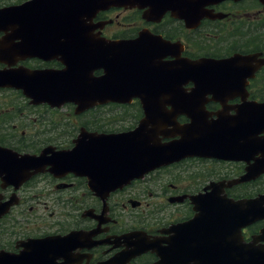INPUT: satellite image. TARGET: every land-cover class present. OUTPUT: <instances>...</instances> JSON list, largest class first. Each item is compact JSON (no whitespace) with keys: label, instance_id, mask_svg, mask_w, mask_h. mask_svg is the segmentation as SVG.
Wrapping results in <instances>:
<instances>
[{"label":"flooded vegetation","instance_id":"obj_1","mask_svg":"<svg viewBox=\"0 0 264 264\" xmlns=\"http://www.w3.org/2000/svg\"><path fill=\"white\" fill-rule=\"evenodd\" d=\"M102 1L0 0V72L8 79L0 88L7 96L0 98V148L7 155L0 169L14 166L8 158L13 153L39 160L25 175L7 176L0 170V253L6 255L0 264H10L8 255L24 257L30 240L50 241L35 251L36 264H154L157 254L140 250L152 242L166 246L172 236L167 230L204 214L218 194L234 200L264 194V171L235 181L264 168L253 166L264 157V133L249 139L242 126L248 112L244 107L264 103V0H166L162 8L157 0L141 7H101ZM153 9L165 13L160 19L146 18ZM89 25L95 26L91 36ZM141 31L173 46L165 57L148 61L151 66L179 59L229 60L230 82L214 85L212 93L198 99L197 106L204 108L196 112L208 123L226 120L219 129L229 132H215L230 135L227 142L219 141L220 150L228 146L232 157L242 159L233 160L227 153L186 158L107 192L99 187L105 177L98 166L89 163L79 175L60 167L58 158L64 156V166H72V151L83 136L87 153L100 135L137 129L146 116L139 93L127 103H97L80 112L73 102L30 98L25 90L55 88L54 77L69 69L73 54H89L85 41L136 39ZM94 75H103V70ZM194 86L182 89L190 92ZM175 103L184 100L165 99L162 113L173 116L169 104ZM24 120L29 127L20 126ZM173 120L175 125L191 121L183 113ZM154 128L170 130L169 137L160 135L162 144L181 138L163 117L156 118ZM227 156L229 160L222 158ZM166 178L164 188L156 186ZM263 228L260 221L244 229L246 242Z\"/></svg>","mask_w":264,"mask_h":264},{"label":"water","instance_id":"obj_2","mask_svg":"<svg viewBox=\"0 0 264 264\" xmlns=\"http://www.w3.org/2000/svg\"><path fill=\"white\" fill-rule=\"evenodd\" d=\"M151 1L154 0H115V2L104 0L101 7L110 5L141 7ZM165 1H155L157 8L166 6ZM203 4L202 2L201 5ZM177 12L181 13L179 10ZM163 13L165 9H153L144 16L146 18L156 16L160 19ZM182 17L188 20L185 15ZM89 30L87 34L91 36L92 28L89 27ZM149 36L146 32H142L136 40L117 42L91 38L90 41L93 44L86 48L89 54L81 57L73 56V64L69 69L65 73L53 76L55 88L29 90L31 97L38 95L48 98L50 96L59 101L64 99L75 101L79 111L91 107L96 101L126 102L139 93L147 114L139 128L126 134L104 135L102 139H98L97 145L87 149V153L79 147L80 149L72 155L71 167L74 171H81L83 166H89V162L83 165V161H85L84 155L90 154L89 157L94 158L90 166H99L100 169L103 167L104 174L114 172L118 174L120 170L121 172L130 171L133 177H139L147 171L185 157L217 156L216 153L220 151L219 141L229 140L228 134L215 133L228 130L219 129L216 124L208 126L209 123L203 118V114L200 116L196 112L203 106H197L198 102L193 105L190 101L205 98L203 95L211 93L214 85L223 86L230 82L231 73L228 62L211 60L185 62L182 72L179 73L177 69H167L163 65L151 66L148 61L160 58L162 54L164 55V50L170 49V46L161 38ZM1 51L0 48V55ZM99 68H103L107 75L95 78L93 71ZM190 82L195 84L190 93L186 91L182 93L179 90L184 95L176 94L177 86L182 87ZM2 85L8 84L5 82V75L0 73V86ZM164 99H181L184 100V104H169L174 114L168 116L161 110ZM155 105V112L151 114L149 110ZM180 113H185L192 120L183 129H175V132L182 135V140L161 145L159 135L169 137L170 134L167 132L170 130H150L149 125H153L155 117L159 116L163 117L166 126H173V119ZM242 126L243 131H248L249 135L254 132H263L264 104L249 107ZM200 143L207 151L205 154L201 150ZM252 147L249 146L248 151H251ZM4 155L3 149L0 148V163H4L7 156ZM8 158L14 166H3L0 169L7 176L25 175L31 168L36 167L39 161L37 157H19L16 154ZM64 160V156L58 158L60 164H63ZM260 166H264V162ZM258 173L260 172L256 169L240 181L250 180L253 174ZM118 176L123 175L118 174ZM260 220H264V195L254 199L234 201L218 194L216 200L213 199L211 203L206 204L204 214H199L192 221L178 227L168 246L159 250L162 251L160 254L162 260L156 264H264V246L257 245L258 242H264V229L259 236L253 238L251 243H245L242 236V229ZM38 245L36 247L40 249L45 247V244ZM29 257L25 256L24 261L27 262ZM19 261L14 263L21 264ZM9 262L12 263L11 260Z\"/></svg>","mask_w":264,"mask_h":264},{"label":"rangeland","instance_id":"obj_3","mask_svg":"<svg viewBox=\"0 0 264 264\" xmlns=\"http://www.w3.org/2000/svg\"><path fill=\"white\" fill-rule=\"evenodd\" d=\"M128 15V14H127ZM7 96H3V94H0V98H6ZM108 120H110V119H106V121H108ZM26 122V120H24V121H21L20 122V124H22V125H20V126H28L29 127V123H25ZM127 121H123V125H126L125 123H126ZM115 125H117V126H119V125H121V124H118V123H116ZM18 132H20L21 131V128H19L18 130H17ZM179 177V176H178ZM168 178H170V177H168ZM168 178H166V179H163L160 183H158L156 186H158L160 189H162V188H164V186H165V184L166 183H168ZM156 201V200H155ZM169 213V212H168ZM167 213V214H168Z\"/></svg>","mask_w":264,"mask_h":264}]
</instances>
